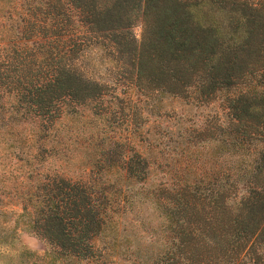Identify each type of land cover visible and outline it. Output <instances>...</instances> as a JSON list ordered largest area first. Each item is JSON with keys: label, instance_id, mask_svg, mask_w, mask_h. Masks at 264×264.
<instances>
[{"label": "trees", "instance_id": "1", "mask_svg": "<svg viewBox=\"0 0 264 264\" xmlns=\"http://www.w3.org/2000/svg\"><path fill=\"white\" fill-rule=\"evenodd\" d=\"M0 253L264 264V0H0Z\"/></svg>", "mask_w": 264, "mask_h": 264}, {"label": "rangeland", "instance_id": "2", "mask_svg": "<svg viewBox=\"0 0 264 264\" xmlns=\"http://www.w3.org/2000/svg\"><path fill=\"white\" fill-rule=\"evenodd\" d=\"M132 33L134 34L135 38L139 40L141 31H142V21L139 16L135 17L133 20L132 25L130 26ZM72 175H75L76 172H68ZM17 244L20 246H25L34 251H41L42 250V242L35 236L25 231L19 233V242ZM0 264H9L4 256V253H0Z\"/></svg>", "mask_w": 264, "mask_h": 264}]
</instances>
